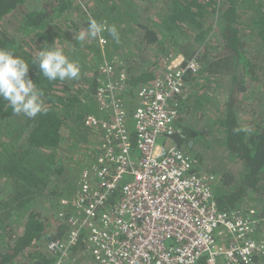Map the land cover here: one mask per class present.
<instances>
[{"label":"trees","instance_id":"trees-1","mask_svg":"<svg viewBox=\"0 0 264 264\" xmlns=\"http://www.w3.org/2000/svg\"><path fill=\"white\" fill-rule=\"evenodd\" d=\"M155 2L159 7L156 26H140L141 41L147 46L162 44V34L171 40L165 52L173 49L176 58L182 56L181 65L194 60L200 66L199 76L226 82L222 108L212 128L214 124L219 127L220 141L241 171L237 177L225 172L217 181L213 176L212 188L218 210L241 212L249 192L259 195L264 188V115L247 124L242 122L245 113L255 114L245 109L256 101L254 95L262 91L264 97V84L257 80L264 76V0ZM75 10L74 0H0V49L23 59L29 66L28 78L43 91L42 112L35 118L23 113L14 115L9 103L0 98V184L6 191L5 197H0V264H53L55 258L46 254L45 244L62 239L68 230L69 225L60 215L68 212L64 202H69L75 190L72 181L59 187L57 180L63 169L56 150L61 143L62 123L71 118L75 120L70 138L80 134L81 139L94 140L85 120L92 110L88 106L76 108V98L68 92L66 81L45 78L37 57L47 49L48 42L58 38L61 29L56 21L62 22ZM8 17L17 22L15 35L2 27ZM86 27L90 28V21ZM252 42L259 48L251 46ZM255 58H262L263 65L255 63ZM128 70L131 94L155 78L149 71ZM92 79L94 92L99 78ZM179 101L181 116L188 105L187 100ZM179 118L173 140L179 148L189 150L198 133ZM15 127L19 135H14ZM196 172L206 175L198 169ZM38 202L44 206L48 202L47 209H37ZM13 218H21L23 225L22 232L14 236V226L9 223ZM84 240V235L79 236L72 248L73 259L81 257ZM196 264H205L204 259ZM254 264H264V258L256 259Z\"/></svg>","mask_w":264,"mask_h":264},{"label":"built area","instance_id":"built-area-1","mask_svg":"<svg viewBox=\"0 0 264 264\" xmlns=\"http://www.w3.org/2000/svg\"><path fill=\"white\" fill-rule=\"evenodd\" d=\"M101 51L103 31L94 36ZM117 59H102L93 93L96 114L85 117L91 158L78 171L62 217V239L45 244L53 264H76L72 248L92 264H254L264 258V216L218 210L212 175H200L173 140L185 77L194 60L140 86L128 101L125 71L112 79ZM134 102L133 111L127 104ZM81 255V256H82Z\"/></svg>","mask_w":264,"mask_h":264},{"label":"rangeland","instance_id":"rangeland-1","mask_svg":"<svg viewBox=\"0 0 264 264\" xmlns=\"http://www.w3.org/2000/svg\"><path fill=\"white\" fill-rule=\"evenodd\" d=\"M74 7L76 10L69 16H65L66 18L61 20L62 22L56 21L61 31L57 34L58 38L55 36L56 39L54 38L52 42H48L46 50H60L70 62L79 66L80 72L77 78L65 79L69 86L68 92L76 98L73 103L76 108L81 109L88 106L92 112L87 114H96V106L92 96L94 92L91 91V84L93 82L92 78H99L97 67L102 59H117L119 61L113 69L112 79H117V75L123 71L136 69L140 72L149 71L155 77L152 80H155L178 67L180 62L173 63L177 60L175 54H172L173 49H167V53L165 52V49L171 45V40L168 37H162V34H160L159 37L163 40L162 44L157 43L152 46H147L141 41L139 27L142 25L151 26L152 28L153 25L156 26L155 23L158 19V13L156 12L159 7H157L155 0H74ZM149 18L153 20L152 23L148 22ZM93 20L98 24L105 25L103 33L108 40V44L103 51L96 45L94 37L90 35L89 28L86 27L87 23ZM5 22L2 26L3 29L15 35L18 31L16 20L8 17ZM69 25H71V28L67 27ZM111 26H115L119 34V41L114 39L107 31V28ZM82 32L85 35L84 39L80 40L79 37ZM251 46L259 48L258 44L253 42ZM257 61L261 63L260 65H263L262 58H258V60L255 58V63ZM198 74L185 77L186 86L182 97L183 101L187 100L188 110L184 109L179 118L183 119L188 126L194 128L198 134L195 141L190 143V149L184 148L182 150L191 157L195 169L203 171L206 175L214 176L216 181L225 172L237 177L241 171L240 164L228 156L225 146L220 141L221 131L219 127L214 124V128H212V123L217 119L222 108L223 90L226 82L224 79H205ZM186 79H189V81ZM257 80L261 85L264 84L263 75L261 79ZM140 86L134 89L133 94L130 93L129 86L125 100L133 99ZM254 98L256 101L253 100L252 104L245 106V109L253 111L255 114L245 113L242 115L243 124L251 122L258 115H264L262 91L254 95ZM135 107L134 102H128L127 109L130 112ZM73 120L75 118L62 123L60 130L61 143L56 152L57 161L59 160V165L63 169L60 178L57 180L59 187H63L65 182L72 181L75 190L78 171L91 158L90 149L94 143L91 138L88 140H85L86 138L81 139L80 134H76L74 139L70 138L74 131ZM15 128L14 135H19V128ZM1 136H5V134H1ZM21 141L23 140L20 139ZM5 192V187L0 184V197L3 195L5 197ZM261 192L262 194L259 195L249 192L250 196L244 209H242V215L256 216L264 213L263 187H261ZM43 206L39 202L35 204L37 209L44 210V208L47 209L48 202L46 206ZM63 208L66 207L62 206L61 209ZM9 223L14 226L13 236L22 232L21 218H13ZM259 234L264 237V230L260 231ZM74 262L76 264H92V261L84 255L78 260L75 259Z\"/></svg>","mask_w":264,"mask_h":264},{"label":"clouds","instance_id":"clouds-1","mask_svg":"<svg viewBox=\"0 0 264 264\" xmlns=\"http://www.w3.org/2000/svg\"><path fill=\"white\" fill-rule=\"evenodd\" d=\"M105 29V25L95 20L90 22L89 32L95 36ZM109 34L119 41L115 26L107 28ZM84 33L79 39H84ZM39 70L49 81H61L77 78L79 66L70 62L60 50H44L38 53ZM183 57H178L173 63H179ZM29 66L19 57H14L10 51L0 49V98L7 101L14 115L23 113L28 118H35L42 112L43 91L28 78Z\"/></svg>","mask_w":264,"mask_h":264},{"label":"crops","instance_id":"crops-1","mask_svg":"<svg viewBox=\"0 0 264 264\" xmlns=\"http://www.w3.org/2000/svg\"><path fill=\"white\" fill-rule=\"evenodd\" d=\"M127 74V73H126Z\"/></svg>","mask_w":264,"mask_h":264}]
</instances>
